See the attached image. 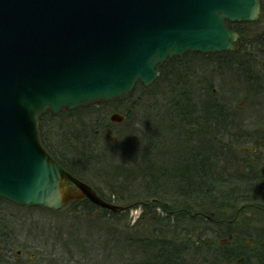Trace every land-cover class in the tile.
<instances>
[{
	"label": "trees",
	"instance_id": "obj_1",
	"mask_svg": "<svg viewBox=\"0 0 264 264\" xmlns=\"http://www.w3.org/2000/svg\"><path fill=\"white\" fill-rule=\"evenodd\" d=\"M259 2L263 17L264 0ZM243 36L247 51L258 49L257 37L251 42L247 32ZM257 56L264 60V56ZM256 63V56L248 52L243 69L250 72ZM159 70L160 77L151 88L162 86L165 91L161 95L169 97L159 125L148 127L143 121L116 136L108 134L110 127L105 121L99 117L92 120L88 115L103 105L58 115L46 111L38 116L40 142L62 168L92 187L103 201L126 210L139 208L140 214L132 226L119 227L123 211L113 213L87 200L72 203L84 204L88 218L84 225L88 228H93L94 213H100L96 220L108 224L97 226L106 235L101 239L103 247L106 250L111 244L114 247L109 251L121 249L126 256L134 257L121 258L125 264H264V165L246 169L231 165L249 159L236 158L234 147L244 141L236 135L239 129L233 127L235 122L229 117L230 103L200 96L193 100L189 84L178 79L169 81L173 85L170 91L164 67ZM148 90L136 83L129 94L109 104H125L122 110H113L125 117V126L133 109L143 105ZM196 100L200 104L196 105ZM148 106L159 110L156 102ZM146 109L143 120L150 116ZM259 133L250 142L254 146L264 144V135ZM110 135L116 142L107 140ZM50 145L64 157L56 156ZM111 146L119 148H105ZM84 167V175L92 172L108 197L82 177L79 170ZM250 213L252 217L247 216ZM6 223L0 214V260L10 258L13 251L11 239L6 237ZM210 235L214 240L204 239ZM224 236L229 238L228 244L219 241ZM248 239H252V245L246 242ZM109 257L103 255L105 260ZM238 258H243L242 262H237Z\"/></svg>",
	"mask_w": 264,
	"mask_h": 264
},
{
	"label": "water",
	"instance_id": "obj_2",
	"mask_svg": "<svg viewBox=\"0 0 264 264\" xmlns=\"http://www.w3.org/2000/svg\"><path fill=\"white\" fill-rule=\"evenodd\" d=\"M258 0H0V198L117 213L42 146L37 117L115 102L185 52L234 51L224 21L254 22ZM124 117L112 114L111 123Z\"/></svg>",
	"mask_w": 264,
	"mask_h": 264
},
{
	"label": "rangeland",
	"instance_id": "obj_3",
	"mask_svg": "<svg viewBox=\"0 0 264 264\" xmlns=\"http://www.w3.org/2000/svg\"><path fill=\"white\" fill-rule=\"evenodd\" d=\"M259 22L257 21V24L251 26V30L247 31V38L251 42H255L256 37L259 39L261 36L260 31H258L260 28ZM244 48H248L247 44ZM257 51V47L247 51V53L249 52L256 56L257 61L250 72H246L243 69L244 58L236 59L235 56L223 57V61L220 62L217 60L215 64L214 62L203 63L193 59L191 56L180 58V60H175L171 64L170 70L164 69V79L166 80V83H164L166 87L168 86L167 89L171 91L173 85L169 84V81L175 82L178 79L179 81H183V83L189 84L188 87L190 88L188 91L192 93L193 100L198 99L197 96H200L203 100L204 98L211 100L212 98L214 100L216 98L220 101L230 103L227 106H229L231 114L236 115L232 119L235 122L233 127L239 129L236 135H238L239 139H242V142L244 141L239 147H251L253 144L250 142L255 139V134L260 132L259 134L264 135V71H262L264 60ZM217 63L221 64V68ZM228 64H231L230 67L232 66V68H227ZM209 68L213 69L212 73H210ZM151 87L141 88L148 90ZM168 90L166 91L168 92ZM164 91L165 89L162 86L153 87L146 91V97L142 99L143 105L138 106L137 109H133L128 126H125L126 122L123 115L113 112L115 108H121V110L123 107L125 108V104H122V102L117 106L103 104L104 107L91 111L88 115L92 120H96L94 117H99L100 119H98L100 121H105L110 127H108L109 130L107 133H113L115 136L116 134L123 133V130H128L136 124L143 123V121L144 123H148V127H151L154 126V123L158 124L159 117L164 116L163 111L168 108L167 100L169 97L165 94L161 95ZM155 102L159 106V110L156 112L148 106V104ZM195 103L196 105L200 104L198 100ZM100 106L102 105L95 107ZM145 107L150 114L148 120L145 118L143 120L142 118L145 116V113H143ZM112 114H118L124 117V120L118 124L111 123L109 118ZM157 128L160 129L158 126ZM244 137L246 139L243 140ZM101 139L103 140V133L99 136L100 141H102ZM107 140L111 143L116 142V138L112 135L108 136ZM245 141L249 142L246 143ZM51 147L56 156L60 158L64 157L56 148ZM105 148L118 149L119 147L111 146ZM65 161L68 162L66 159ZM70 166L74 168L72 162H70ZM85 167L79 170L82 177L87 178L105 197H108L106 188L102 182L100 183L97 179L93 178L94 175L92 172L84 175V171H86ZM0 214L5 222H7L8 233L6 237L11 239L13 243L12 253L17 250L22 251V261H28L30 255L33 256L31 259L32 264H125L123 262L125 259L129 257L134 258L132 256H126L127 252L125 253L121 249L116 248L117 250L113 249L109 251L114 247L111 244H109V249H104V243L101 242V239L105 238L106 235L97 226L104 228L108 224L96 220L100 217V213L98 212L94 213L91 218H94L93 220L95 222L93 228H88L87 224L84 225L85 219L88 218H85L87 216L84 214L83 203H71L60 211H50L38 207L21 208L20 206L0 201ZM139 214V208L123 211L120 216L119 227L125 224L132 226L134 221H137ZM247 216L252 217L251 213L247 214ZM105 219L108 221V217ZM253 219H256V217ZM204 239L214 240L212 235L206 236ZM219 241H221V244H228L230 242L227 236L221 237ZM246 242L250 245L253 244L252 239H248ZM247 252L252 253L251 250ZM103 255L104 257L110 255V257L105 260L103 259ZM241 260L243 258H238L237 262Z\"/></svg>",
	"mask_w": 264,
	"mask_h": 264
},
{
	"label": "flooded vegetation",
	"instance_id": "obj_4",
	"mask_svg": "<svg viewBox=\"0 0 264 264\" xmlns=\"http://www.w3.org/2000/svg\"><path fill=\"white\" fill-rule=\"evenodd\" d=\"M262 14V8H261V4H260V18L257 21H260L258 24L260 26L259 30L260 31V45L258 46V51L260 55L264 56V16H261ZM256 22H246V23H227L225 24V27L228 31L230 32H234L236 35L239 36L238 39H236V41L232 44L234 51H224L223 52H219V53H214V54H201L198 52H185L184 54H182L180 57L178 58H173L170 61H166L162 67H164V69H169L171 64L174 62V60H180V58L183 57H187V56H191L193 59L197 60V61H201L203 63H208V62H214V64L216 63V61H223V57H228V56H235L236 59L240 58L243 59L245 57V55L247 54V49H245L244 47H246L247 42L245 41V38L243 36L244 32L250 31L251 30V26L256 25ZM209 60V61H208ZM226 60V59H225ZM227 64V63H225ZM217 65H220L221 68V64L217 63ZM231 64H228L227 68H232V66L230 67ZM234 68V67H233ZM210 69V73H212V68ZM170 70V69H169ZM209 71V70H208ZM262 71H264V67L262 66ZM259 116H261L260 114H258ZM236 115L234 114H229V117H234ZM258 140V139H257ZM235 152L238 154L236 158H244V159H249L246 160L245 162H232L231 165H236L239 166L242 169H246V167L253 165L256 166L259 164V166L261 167V165H264V144H261L260 146H254L252 145L251 147H234ZM258 159L260 162H258ZM126 209L122 210L125 211ZM11 257L7 258V259H1L0 260V264H32V258L33 256L30 255L29 256V260H23L22 261V251L17 250L14 253H10ZM13 257V259H12Z\"/></svg>",
	"mask_w": 264,
	"mask_h": 264
}]
</instances>
